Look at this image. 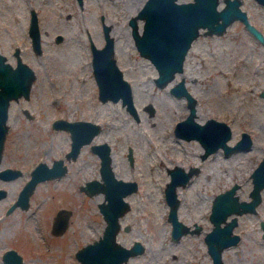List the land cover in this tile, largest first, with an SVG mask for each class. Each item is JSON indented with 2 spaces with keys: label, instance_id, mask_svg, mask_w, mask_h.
I'll use <instances>...</instances> for the list:
<instances>
[{
  "label": "rangeland",
  "instance_id": "rangeland-1",
  "mask_svg": "<svg viewBox=\"0 0 264 264\" xmlns=\"http://www.w3.org/2000/svg\"><path fill=\"white\" fill-rule=\"evenodd\" d=\"M143 2L0 0V51L14 62L13 50L19 45L23 60L36 71L30 96L21 95L9 103L2 160L3 164L19 165L22 173L5 182L7 194L0 199V211L16 197L37 160L50 164L54 157H63L67 164L63 174L36 183L28 208L16 207L0 220V248L14 244L23 255L21 264H82L75 250L102 233L105 219L98 202L104 193L88 194L79 187L88 178H100V157L91 149L92 142L107 140L116 175L135 179L138 184L124 195L130 207L119 216L117 239L126 245L139 239L144 250L121 264H213L204 239L212 226L209 212L213 196L236 181L239 197L250 198L251 171L264 154V41L240 19L232 20L221 33H205L201 28L188 48L183 70L159 86L154 82L157 69L137 49L128 22ZM223 3L221 0L219 5ZM241 7L264 35V5L241 0ZM31 9L38 17L40 52L32 47L28 33ZM103 20L114 37L116 61L131 83L138 118L120 99L102 101L98 97L90 38L97 46L103 45ZM142 22L138 18L140 28ZM75 55L72 60L65 58ZM181 77L196 97L199 121L209 116L227 121L232 129L229 143L245 129L252 137L251 146L227 154L219 147L201 157L203 147L197 138L177 135L175 123L189 108L186 97L174 94L170 86ZM25 107L31 116L24 112ZM59 116L88 118L102 125L81 145L75 158L65 156L71 141L69 130L52 125L53 118ZM175 164L198 166L189 181L176 189L178 218L191 228L196 224L200 227L178 239L171 237L164 193L170 178L168 167ZM156 192L160 204L155 203ZM261 195L256 211L238 214L234 230L240 239L224 247L223 264H264L260 225L264 220V187ZM59 207L70 208L71 213L66 228L54 233L52 220Z\"/></svg>",
  "mask_w": 264,
  "mask_h": 264
},
{
  "label": "water",
  "instance_id": "water-1",
  "mask_svg": "<svg viewBox=\"0 0 264 264\" xmlns=\"http://www.w3.org/2000/svg\"><path fill=\"white\" fill-rule=\"evenodd\" d=\"M82 3V0H78ZM144 0L135 14L128 22L134 43L139 52L147 56L157 69L154 82L166 85L177 71H182L184 59L192 40L203 29L205 33H221L234 19H240L244 25L260 40L264 41L262 31L250 21L248 14L241 7V0ZM264 5V0H256ZM142 18V26L138 24ZM105 41L97 46L90 38L92 51V71L98 88V97L107 99H120L126 108L138 118V112L133 100L132 86L123 70L116 61L114 37L110 34V25L102 21ZM202 28V29H201ZM32 47L36 52L41 51V38L38 26V17L31 9L28 25ZM61 38V34L57 35ZM13 53L16 63L13 64L7 55L0 51V157L3 152L4 141L8 129V107L11 99L19 96L29 97L32 82L36 76L34 68L23 60L20 46L15 45ZM170 90L176 95H184L187 100L188 113L176 121L174 131L177 135L186 138H197L203 150L201 157L208 153L223 148L227 154L240 148L251 146L252 137L247 130H242L240 137L229 143L232 134L230 124L224 119L214 116L207 117L204 121L196 118V97L189 91L184 77L175 81ZM152 112L153 106L147 104ZM30 114L28 108L23 109ZM56 128H65L70 132V147L65 152L67 158H75L83 143L89 142L101 129V123L88 118L56 117L52 121ZM92 150L100 157V178L92 177L80 183L79 187L91 194L103 191L104 198L98 202L99 209L105 219L102 233L92 241L84 243L75 250L76 257L82 264H121L129 256L142 252L144 243L134 239L126 245L117 239V232L121 227L119 216L130 207L129 201L124 197L128 192L137 188L135 179H125L116 175L112 165L111 145L107 140L90 143ZM128 157L133 161L131 147L128 148ZM67 164L63 157H54L51 164L44 160L38 161L31 169L30 176L20 188L15 204L28 207L29 197L36 183L45 178L56 177L65 172ZM198 166L190 165L185 168L181 164L168 167L170 178L164 188L165 198L169 204L168 219L171 221V237L178 239L187 231L198 230L178 218L177 208L180 198L176 186L184 185L189 181ZM8 176L17 175L20 170L7 167L4 169ZM252 187L249 190L250 198H240L236 192L238 182L218 191L212 198L209 218L212 226L204 235L207 250L212 257L213 264H223L222 250L240 239V233L234 230L238 222V214L243 211H256L257 204L261 201V188L264 187V154L251 171ZM3 191H0L2 194ZM10 207V208H11ZM71 209L59 207L53 217L51 230L54 233L62 232L67 224ZM264 235V220L260 221ZM127 228V225H124ZM6 264H21L22 254L15 248H8L2 253Z\"/></svg>",
  "mask_w": 264,
  "mask_h": 264
},
{
  "label": "flooded vegetation",
  "instance_id": "flooded-vegetation-1",
  "mask_svg": "<svg viewBox=\"0 0 264 264\" xmlns=\"http://www.w3.org/2000/svg\"><path fill=\"white\" fill-rule=\"evenodd\" d=\"M14 54V53H13ZM12 62V61H11ZM13 64H15L16 63V58H15V61L14 62H12ZM35 71V70H34ZM35 74H36V71H35ZM26 113V112H25ZM30 114H27V116H31L32 115V113L31 112H29ZM4 148V147H3ZM2 158H3V152H2V155H1V157H0V191H3V193L2 194H0V199H2L4 196H6V194H7V187H6V185H5V182H7V181H9V180H11V179H13V178H15L17 175H19V174H21L22 173V168L19 166V165H13V164H3V160H2ZM41 160V159H40ZM40 160H37L36 161V163L38 162V161H40ZM35 163V164H36ZM35 164H33L32 166H31V168L29 169V172L31 171V169H32V167L35 165ZM49 164V163H48ZM51 164V163H50ZM7 167H10V168H17V169H19L20 170V172L17 174V175H14V176H8L7 175V173L4 171V169L5 168H7ZM28 179V178H27ZM26 179V180H27ZM25 180V181H26ZM24 184V183H23ZM22 184V185H23ZM22 187V186H21ZM20 187V188H21ZM20 188H19V190H20ZM19 190H18V192H19ZM18 192H17V195H18ZM17 195H16V197L12 200V201H10L9 203H7L3 208H2V210L0 211V220H2L3 218H5L11 211H13L16 207H19V208H21V209H23V208H28L29 207V205H28V207H22V206H20V204H15V205H13L12 207H11V205L13 204V202L16 200V198H17ZM11 207V208H10ZM10 247H12V248H15L19 253H21L18 249H17V247L14 245V244H6L5 246H2L1 248H0V253H5V251L8 249V248H10ZM22 254V253H21ZM1 258H2V254H1ZM22 260H23V255H22ZM2 263L3 264H6L5 262H4V260L2 259Z\"/></svg>",
  "mask_w": 264,
  "mask_h": 264
},
{
  "label": "bare ground",
  "instance_id": "bare-ground-1",
  "mask_svg": "<svg viewBox=\"0 0 264 264\" xmlns=\"http://www.w3.org/2000/svg\"><path fill=\"white\" fill-rule=\"evenodd\" d=\"M76 57V55L75 56H69V57H65L66 59H70V60H72V59H74ZM81 61V60H80ZM84 63V62H83ZM85 64V63H84ZM196 113H197V111H196ZM169 132H166L164 135H167ZM153 166V165H152ZM156 167V166H155ZM152 169V168H151ZM149 174H151V173H149ZM155 176H156V174H155ZM158 185V184H157ZM158 190V189H157ZM160 196L158 195V193L156 192L155 193V197H154V200H155V203L156 204H160ZM124 242V241H123ZM227 248V247H226Z\"/></svg>",
  "mask_w": 264,
  "mask_h": 264
}]
</instances>
